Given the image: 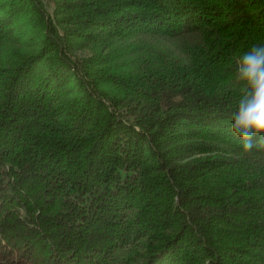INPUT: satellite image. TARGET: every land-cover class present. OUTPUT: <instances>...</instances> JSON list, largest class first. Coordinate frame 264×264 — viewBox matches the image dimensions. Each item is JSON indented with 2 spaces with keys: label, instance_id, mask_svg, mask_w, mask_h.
Wrapping results in <instances>:
<instances>
[{
  "label": "trees",
  "instance_id": "obj_1",
  "mask_svg": "<svg viewBox=\"0 0 264 264\" xmlns=\"http://www.w3.org/2000/svg\"><path fill=\"white\" fill-rule=\"evenodd\" d=\"M255 43L264 0H0V264H264Z\"/></svg>",
  "mask_w": 264,
  "mask_h": 264
},
{
  "label": "clouds",
  "instance_id": "obj_2",
  "mask_svg": "<svg viewBox=\"0 0 264 264\" xmlns=\"http://www.w3.org/2000/svg\"><path fill=\"white\" fill-rule=\"evenodd\" d=\"M243 5L252 0H239ZM236 80L243 95L232 116L231 131L243 149L264 143V43H255L236 62Z\"/></svg>",
  "mask_w": 264,
  "mask_h": 264
},
{
  "label": "rangeland",
  "instance_id": "obj_3",
  "mask_svg": "<svg viewBox=\"0 0 264 264\" xmlns=\"http://www.w3.org/2000/svg\"><path fill=\"white\" fill-rule=\"evenodd\" d=\"M17 31H18V29H17ZM76 53H77L78 56L82 57V56H89V55H91L92 52L89 49H84V50H79Z\"/></svg>",
  "mask_w": 264,
  "mask_h": 264
}]
</instances>
